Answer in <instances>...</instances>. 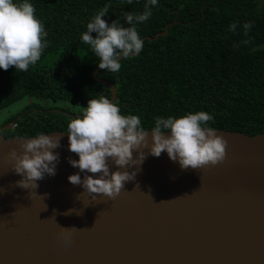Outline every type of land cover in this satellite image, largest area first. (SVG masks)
<instances>
[{
  "label": "water",
  "instance_id": "water-1",
  "mask_svg": "<svg viewBox=\"0 0 264 264\" xmlns=\"http://www.w3.org/2000/svg\"><path fill=\"white\" fill-rule=\"evenodd\" d=\"M174 23L142 41L166 36ZM99 70L92 76L114 102L116 88ZM215 130L226 141L216 164L181 169L163 151L133 150V159L138 151L144 159L126 166L135 175L111 199L67 181L96 174L69 165L77 156L58 130L44 133L59 137L54 175L34 190L18 187L8 152L19 156L23 139L33 136L0 134V264H264V132Z\"/></svg>",
  "mask_w": 264,
  "mask_h": 264
},
{
  "label": "trees",
  "instance_id": "trees-1",
  "mask_svg": "<svg viewBox=\"0 0 264 264\" xmlns=\"http://www.w3.org/2000/svg\"><path fill=\"white\" fill-rule=\"evenodd\" d=\"M29 2L43 24L47 46L28 70H0V109L30 100L0 122L5 138L64 131L88 98L109 99V87L92 76L98 60L80 34L105 3L108 12L101 19L127 27L123 13L142 12L146 0ZM151 10L146 21L136 24L140 38L173 20L178 23L168 27L166 36L144 39L138 55L120 59L118 72L97 73L115 86L114 103L121 113L138 115L148 129L157 116L205 111L214 129L264 132V7L256 0H158ZM234 21L235 30L228 31ZM244 22H252L246 36ZM245 39L248 43H241Z\"/></svg>",
  "mask_w": 264,
  "mask_h": 264
},
{
  "label": "clouds",
  "instance_id": "clouds-1",
  "mask_svg": "<svg viewBox=\"0 0 264 264\" xmlns=\"http://www.w3.org/2000/svg\"><path fill=\"white\" fill-rule=\"evenodd\" d=\"M127 3H132V0H127ZM157 3L158 0H146L142 12H124L123 20L127 27L116 20L106 23L101 19L108 12L107 3L90 18L80 40L97 58L99 69L118 72L121 58L141 52L143 41L136 24L151 16V9ZM34 12L29 0H0V70L12 66L14 70L26 71L40 59L47 46L46 33ZM251 26L252 22L242 24L245 36ZM235 27L236 22H231L228 31H234ZM90 33H95V36ZM241 43L247 44L248 40ZM212 119V115L205 111H189L178 116H157L151 127L146 129L138 115L122 114L107 97L88 98L86 105L80 107V115L69 117L66 129L61 133L67 135L68 151L77 156L75 160H68L69 165L96 175L85 174L81 179L79 174L73 173L66 179L73 185H80L87 193L111 199L120 192L123 183L135 175L134 171L125 170L126 166H138L144 159V153L139 151L133 159V150L145 147L154 157H158L161 151L165 152L181 169L214 165L223 159L226 141L208 126L207 122ZM58 146V136L37 132L33 137L23 139L19 145L22 149L19 156L15 149H10L8 156L14 161L11 170L21 176L16 185L34 190L36 181L45 174L54 175L58 154L51 150ZM108 160L119 170L110 171ZM68 211L72 212V209Z\"/></svg>",
  "mask_w": 264,
  "mask_h": 264
},
{
  "label": "rangeland",
  "instance_id": "rangeland-1",
  "mask_svg": "<svg viewBox=\"0 0 264 264\" xmlns=\"http://www.w3.org/2000/svg\"><path fill=\"white\" fill-rule=\"evenodd\" d=\"M257 4L259 7H264V0H256ZM29 99L26 98H22L20 100H17L11 104H9L6 107H3L0 109V122L3 119H6L7 117H9L10 115L16 113L17 111H19L20 109H22L26 102H29ZM41 101V100H40ZM47 102H41L42 105L46 104Z\"/></svg>",
  "mask_w": 264,
  "mask_h": 264
}]
</instances>
